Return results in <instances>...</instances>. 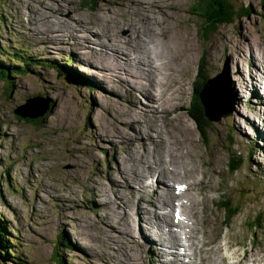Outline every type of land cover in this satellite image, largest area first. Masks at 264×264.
Listing matches in <instances>:
<instances>
[{
  "label": "rangeland",
  "instance_id": "374dc122",
  "mask_svg": "<svg viewBox=\"0 0 264 264\" xmlns=\"http://www.w3.org/2000/svg\"><path fill=\"white\" fill-rule=\"evenodd\" d=\"M165 3L169 4L157 9L140 0H0V66L13 68L9 82L0 77V264H58L60 257L65 264H168L156 252L153 255L155 248L150 252L145 242L160 241L155 235L160 233V223L150 212L173 223V213L168 214L167 205L157 200L163 197L167 202L173 189L143 190L145 173L132 170L140 164L136 158L149 155L151 141L162 140L161 131L169 129L181 140L189 134L200 144L199 154L205 152L214 164L221 162L220 189H214L218 193L205 189V197H212L216 219L212 238L217 239L213 248L218 250L214 256L210 249L204 251L206 264H220L223 257L227 264L237 261L236 250L243 253L244 248L229 250V237L255 249L264 245V138L260 137L264 135V1L233 0L237 8L249 9V15L221 26L208 39L203 38V22L192 12L196 0ZM168 6L182 17L180 25L189 34L196 60L187 73L172 63L170 72L176 80L169 85L175 94L170 92L164 112L165 101L163 96L158 101L156 84L147 90L148 77H140V70L133 71L129 64L143 65L144 60L128 49L119 51L114 37L136 44L128 19L145 16L152 21L154 15L161 19ZM96 18L102 22L99 29L90 25ZM138 34L148 45L149 39ZM167 54L171 56L170 50ZM27 58L30 65L40 63L27 64L25 69ZM45 62L53 65L45 67ZM122 62L126 63L123 71ZM19 70L26 72L19 74ZM146 70L148 75L151 69ZM198 76H206L209 84L218 81L205 90L213 112L211 129L205 134L189 115ZM242 83L246 88L254 84L257 93L246 91ZM28 118L44 119L35 126ZM177 122L183 123L182 129ZM146 123L161 130L145 129ZM184 127L189 130L180 138ZM231 139L233 155L245 162L235 173L229 171L235 164L228 150ZM173 148L181 154L178 141ZM184 165L188 167L186 161ZM168 167L160 171L174 179L176 173ZM184 179L188 180L179 178ZM223 198L241 209L229 222L226 210L219 208ZM180 211L178 207L183 221ZM200 216L196 211L190 233L203 225ZM258 217L259 228H249ZM148 220L152 225L144 228ZM203 241V235H198L196 247L203 249ZM140 250H145L143 259ZM185 253L180 256L184 261L202 264L199 258L188 259L189 250Z\"/></svg>",
  "mask_w": 264,
  "mask_h": 264
},
{
  "label": "bare ground",
  "instance_id": "6f19581e",
  "mask_svg": "<svg viewBox=\"0 0 264 264\" xmlns=\"http://www.w3.org/2000/svg\"><path fill=\"white\" fill-rule=\"evenodd\" d=\"M67 1L69 3H73V0H67ZM140 1H144V3L151 4V6L157 5V9L158 7L160 8L162 4H167V5L169 4V3H165V0H140ZM168 7L170 9L167 10L166 12L161 11V12H164L165 14V15L162 14L163 18L161 19L157 17L156 15L152 17V21H150V19L145 16L144 18L140 16L139 17L135 16V17H130L128 19L127 24L129 26L130 33L133 35H137V38H138L136 39L133 37L134 41L137 42L136 44L131 39L127 38V36H124L127 39H124L121 42H118V39L114 37V43H115L114 46H116L117 43H119L120 45V48L118 49L119 51H121V49H124V48L128 49L127 50L128 53L132 52V54L136 58H141L144 60L145 63L143 65L139 64L138 62H136L138 64H135L134 62H129V64L132 67L133 71H136L137 69L140 70L139 71L140 77H143L141 76V74L142 75L144 74L145 76L148 77L147 83H144L147 90L150 91V88L156 84L158 93H159L158 101L161 102L162 96L165 101V103L163 104L164 112L167 111L166 109L167 104L172 98V97H169L170 94L171 93L172 95L175 94L172 84L169 85L170 83H173L176 80L174 79L175 74L173 75L170 72L172 69V63L178 64L177 65L178 69L181 68L182 71H186L187 73V71L188 72L191 71L189 67H191V64H193L192 62L196 60L193 54L192 42L191 40L188 39L189 34H184L183 29L181 28V25H180L181 22L183 21L182 17L179 16L180 14H174L173 12H170L173 8L171 6H168ZM46 17H43V18H46ZM43 18H39V19L41 20ZM80 19H83L86 22H88L84 18H80ZM100 20L104 22L101 17H100ZM90 22H91L90 23L91 27L96 28V29H99V27L102 25V22L99 21L98 18L91 20ZM103 25H104L103 27L106 30H108L106 28V25L105 24ZM113 31H117V29L114 28ZM118 31L120 32L121 30L119 29ZM100 33L102 34L103 32L100 30ZM138 33L145 35L149 39L148 45L147 43L143 41L144 37L142 38V41H141ZM41 34H44V33H41ZM46 34L48 33H45V35ZM110 35H108V37H111ZM46 36L48 37L50 36V34ZM228 47L231 48L233 46L229 45ZM168 50H170V55H171L170 57L167 54ZM165 53L167 54L166 56H165ZM118 57H121V56L119 55ZM121 60L123 61L124 59L121 58ZM186 62L188 65L186 64ZM122 65L123 67L121 68V71L125 69L126 63L122 62ZM141 66L144 69L141 68ZM147 68L151 69L148 75L145 74V71H148L146 70ZM128 69H130V67ZM153 75L154 77H152ZM153 78H154V81H153ZM244 79H245V76L242 82H244ZM217 82L218 81H216L215 83ZM251 82H254V81H251ZM215 83L211 82L208 85L207 89L209 90V88L211 86H214ZM245 85L243 84L242 87L246 91H252V92L255 91L257 93V89L255 88L254 84L247 88ZM208 90L204 92L203 94L204 98L202 100L207 104L208 115H210V112H212V109H211V106L209 105L210 101L207 97L209 95ZM146 97H147V94H146ZM255 105L256 104H254L252 107L256 108ZM216 113H217V110H216ZM253 113H256V112H253ZM227 114H224V115H227ZM172 122L173 124H175V121H172ZM177 124H178V127L182 129L181 126L183 125V123L177 122ZM171 127L173 128L172 125L170 126V128ZM145 129H152V131L154 132L156 130L160 131L161 127L159 125H155V127H152V124L146 123ZM175 129H177V126L175 127ZM183 129H185L186 131L185 130H181V132L179 131L183 135L180 138H184L186 132L189 130L187 129V127H184ZM171 131L172 129L171 130L169 129L166 132L162 130L160 137H164V138L162 140H159L157 143H153L150 140L153 147L148 149L149 155L147 156L140 155L138 158H136L135 162L138 161L140 162V164L137 165L139 167L134 166L133 164L132 166H134V168L132 171L134 172L143 171V173H145L146 178H144V180L141 183L142 184L141 187L143 190H146L145 188H148L149 186L150 188H153L155 186L159 188V186H161L163 188H166L167 190L173 189V190H169L167 193V198H166L167 202H165V199L163 197H157V200L163 204L165 203L164 206L167 205V208L170 209L168 211V214L170 212L171 213L177 212V208L180 207L181 208L180 216L182 217L183 221H181L180 218L178 219L180 222L179 221L177 222L173 219V223H172L165 219H162L161 217L158 218L154 212H150L154 216L155 220L157 222L159 221L161 225V227H159L160 226L159 225L157 228L160 233H157V232L155 233V235L159 236L160 241H155L157 240V238L154 237L153 240L155 241L156 244L152 242L151 243L145 242V243L147 244L150 252H152L153 248H155L156 251L154 250L152 252L153 255H155V252H156L157 257L158 258L160 257L161 261H164L165 263H168V264H179V263L190 264L191 263L192 264V262L184 261L183 258H180L181 255L184 256V253L179 254V250L181 249V246H182V250H184L185 252H187V250L192 252V256H188V259L199 258L202 264H206L208 263L207 262L208 260L205 259L203 256L204 251L210 249V254L214 256L217 254L218 250L213 248L215 247L214 241L217 239L212 238L214 234V229L212 227L214 226L216 222V219L212 217V213H213V211L211 210L212 202L209 201V198H211L210 200H212V197H209V198L207 196L205 197L206 192H208L205 189L206 188L210 189V193L212 192L218 193L219 190L214 191V189L216 188V186H219V189H220V182H218L217 177L219 176L218 172L221 169V162L219 161L218 164L217 163L214 164L212 159H210L207 155L205 156V152L202 151L203 154H199L200 149L198 146H200V144L197 141H193L192 137L189 134L186 135L185 137L186 139H183L184 140L183 141L179 138H175ZM143 133H148V130L144 131ZM260 137L264 138V135H261L260 133ZM145 138H146V135L144 136L142 135V139H145ZM176 141H178V146L181 150V154L177 153V150H176L177 148H173L174 143ZM179 142H180V145H179ZM193 143H194V146H193ZM196 148L198 150H195ZM143 149H147V147L142 146V150ZM169 155H172V157L169 158ZM166 158L167 160H165ZM146 161H148L149 164H146L145 163ZM159 161H161L162 165L160 164ZM185 161H186V164H188V167H186L185 165L183 166V163L185 164ZM167 166H169L168 168L170 171L173 170L176 173V175L173 176L174 179L166 176L165 174L162 173V171H160V170H165ZM212 169H215L216 171L215 175H212ZM179 170H181V173L179 172ZM159 176L161 177L159 178ZM149 177L153 179L152 183L150 184L146 182V180L149 179ZM180 177L182 178L187 177L188 180L187 179L179 180ZM167 178H169L170 182H167L165 180ZM216 182L218 183V185L216 184ZM199 183H201L204 186L203 187L200 186ZM181 185L186 186L184 191H179L177 189V187H180ZM169 197L170 199H168ZM220 203L222 206L227 207V205L224 204L222 201ZM200 209L203 210L202 216H200ZM196 211H198V214L202 222H204L203 225L200 224L201 227H204V230H201V227L198 228L196 226L197 228L193 227L194 228L193 233H190L189 224L195 217ZM168 216L170 218L172 217V215H168ZM151 225H152V221L148 220L147 222H145L144 228L151 226ZM210 225H211L213 232L209 229ZM145 231L148 233L147 230ZM200 234H202L204 238L203 249H199L198 247H196V240L198 239V235ZM228 240H229V243H228L227 248L229 250H232V248L234 249L236 247L244 248L243 253H241L238 249L236 250L235 253L237 256L235 257V259L237 261L234 264H261L264 261V253L262 252L263 251L262 247H264V245L258 244L262 250L261 251L260 248L255 249L252 246L247 247L243 243L236 242L234 241V239L230 237L228 238ZM175 246L177 247L176 249L174 248ZM140 251H141V256L139 257L143 259L142 253H145V250H140ZM176 257H178L179 260L176 259ZM193 263L197 264L196 262H193ZM227 263H228V259L225 257H223L220 261V264H227Z\"/></svg>",
  "mask_w": 264,
  "mask_h": 264
},
{
  "label": "trees",
  "instance_id": "16d2710c",
  "mask_svg": "<svg viewBox=\"0 0 264 264\" xmlns=\"http://www.w3.org/2000/svg\"><path fill=\"white\" fill-rule=\"evenodd\" d=\"M264 1V0H263ZM192 12L195 14V16L203 22V27H204V34L203 38L208 39V36L214 34L217 32V30L221 26L225 25H232L234 24L238 19L244 18L249 15V9H243V8H237L236 5L233 3V0H196V8L192 10ZM202 27V28H203ZM205 59V56L202 58V61ZM26 67L25 69L29 66H33L34 63H40V61L36 60L33 62L32 65H30L28 62H31L30 60H26ZM67 62L72 63L73 59L70 58L67 60ZM28 64V65H27ZM51 63H44L43 66L45 67H50ZM11 70L13 68L11 67H5L0 66V77L3 80H6L9 82ZM61 71H63L60 68ZM19 74L25 73V70H19L17 71ZM15 71L12 72L14 74ZM197 87H195V94L194 98L192 100V104L189 108V115L191 119L195 122L197 129L200 131V133L205 134L208 133L209 130L211 129V120L208 115V109H207V104L201 99L202 94L208 87V80L207 77L204 76V79L198 76V79L196 80ZM51 110V108L48 109L46 113H48ZM45 113V114H46ZM45 118V117H44ZM44 118H36V119H26L28 122H31L35 126H38L39 124L42 123ZM232 144V139L230 140ZM234 144H232L228 150L230 154V160L234 161L235 164L229 167V171L231 173L238 172L242 169L244 166V160L241 159L240 155H233V151H231V148L233 147ZM232 154V155H231ZM237 158L236 160H234ZM230 161V163H232ZM223 203H226L227 207L224 208V206H220L219 208L225 209L226 210V218L227 222H229L232 218H234L236 215L240 213V208L238 206H234L232 202L228 199H222ZM256 222H251L249 223V228L251 229H256L259 228V225H257L260 222V217L255 219ZM0 242H1V234H0ZM64 245H68L67 243H63ZM1 248V246H0ZM2 257V256H1ZM58 264H65V261L61 259V257L58 260Z\"/></svg>",
  "mask_w": 264,
  "mask_h": 264
},
{
  "label": "water",
  "instance_id": "95a60500",
  "mask_svg": "<svg viewBox=\"0 0 264 264\" xmlns=\"http://www.w3.org/2000/svg\"><path fill=\"white\" fill-rule=\"evenodd\" d=\"M30 105H31V104H30ZM28 106H29V105H28ZM28 106H27V107H28ZM47 111H48V109H47ZM17 114L20 115V114L18 113V111H17ZM26 115H27V114H26ZM26 115H21V116H22V117H28V116H29V115H27V116H26ZM33 118H34V117H33Z\"/></svg>",
  "mask_w": 264,
  "mask_h": 264
}]
</instances>
